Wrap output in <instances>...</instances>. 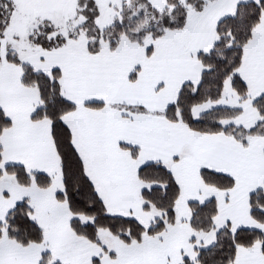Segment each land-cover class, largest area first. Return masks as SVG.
<instances>
[{
    "label": "snow or ice",
    "instance_id": "6c2138e0",
    "mask_svg": "<svg viewBox=\"0 0 264 264\" xmlns=\"http://www.w3.org/2000/svg\"><path fill=\"white\" fill-rule=\"evenodd\" d=\"M0 264H264V0H0Z\"/></svg>",
    "mask_w": 264,
    "mask_h": 264
}]
</instances>
